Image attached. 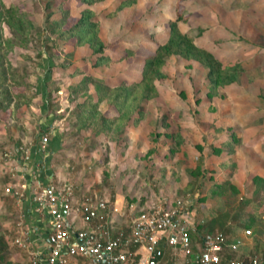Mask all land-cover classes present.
<instances>
[{
	"label": "rangeland",
	"instance_id": "1",
	"mask_svg": "<svg viewBox=\"0 0 264 264\" xmlns=\"http://www.w3.org/2000/svg\"><path fill=\"white\" fill-rule=\"evenodd\" d=\"M57 1L0 0V101L5 104L0 109V153L15 151L17 137L24 150L32 142L43 144L42 137H52L57 128L61 143L54 161L70 183L79 185V196L91 194L111 204L115 221L130 225L134 216L158 205L181 208L190 229L219 211L236 214L238 197L228 186L215 194L209 188L221 180L220 153L228 147L221 146L223 137L231 141L239 132L244 141L264 134V0H135L123 5L122 0H65L61 7ZM85 5L96 13L109 54L118 56L127 46L136 55L93 65L86 43L57 41L49 47L54 38L50 20H59L66 10L69 26ZM177 13L183 16L179 28L224 64L243 62L237 80L209 96L206 69L171 55L165 75L156 81L157 94L143 100L126 130L118 121L113 127L101 125L102 113H118L105 99L97 105L88 101L95 106L94 118H81L78 104L85 95L72 86L84 74L104 76L110 84L138 78L144 56L167 38L168 22ZM11 17L21 20L26 41L17 43ZM87 89L97 97L92 83Z\"/></svg>",
	"mask_w": 264,
	"mask_h": 264
},
{
	"label": "crops",
	"instance_id": "2",
	"mask_svg": "<svg viewBox=\"0 0 264 264\" xmlns=\"http://www.w3.org/2000/svg\"><path fill=\"white\" fill-rule=\"evenodd\" d=\"M52 117L50 112L47 118L52 120ZM52 132L53 136H46L43 144L32 142L26 150L19 146L17 137L15 151L8 148L3 154L0 153V264H35V261L45 264L52 217L41 195L48 184L61 187L71 181L62 172L63 166L54 161V154L60 148L61 135L57 128H52ZM239 135V132L236 133L231 141L228 135L221 140V146L228 147L220 153L223 154L220 178L228 180L238 189L237 218L231 221L226 235L221 264H227L230 258L248 261L253 257H258L264 264V134L258 132L244 141ZM9 137L11 140L15 138ZM254 176L259 177L258 181H253ZM78 186L73 184L75 201L82 197L77 194ZM6 187L10 190L6 191ZM117 202L118 198L114 201L116 211L119 209ZM240 202L244 203L243 211L239 208ZM108 206L104 228L111 235L120 230L128 231L130 225L111 218L112 205ZM66 219L72 231L87 225L96 227L99 223H85L76 211L70 212ZM241 222L243 225H240ZM246 229L250 233H246ZM191 237L193 250L197 252L200 240L196 241L194 234ZM236 239H240V243L236 249H231L229 245ZM165 251L167 259L174 260L178 256L177 264H197L192 256L185 263L180 249L174 251L166 246ZM67 264H92V259L70 255Z\"/></svg>",
	"mask_w": 264,
	"mask_h": 264
},
{
	"label": "trees",
	"instance_id": "3",
	"mask_svg": "<svg viewBox=\"0 0 264 264\" xmlns=\"http://www.w3.org/2000/svg\"><path fill=\"white\" fill-rule=\"evenodd\" d=\"M64 1L65 0H58L56 4L61 7ZM82 1L89 3L98 0ZM134 1L135 0H122L121 4H130ZM47 4L50 5V2ZM121 4L120 6H122ZM64 12V16L59 20H50L49 24L52 33H54V38H52L53 41L49 47H52L54 43L59 44L57 41H70L75 46L86 43L92 50L90 62H92L93 65L109 63L112 60H121L125 57L136 55V50L127 46L123 47L124 52L118 56H112V54L107 52L108 45L99 34V20L96 18L95 11L89 5L82 7L80 16L69 26H65L68 14L66 10ZM50 13L51 12L47 15V20L50 19ZM182 18V14L177 13L174 19L169 20V33L167 38L163 42L157 43L152 51L146 53L143 67L138 78L130 81L120 80L117 84H110L106 81L104 76L84 74L79 82L71 88L72 91L80 95H85V99L78 104L81 111L80 117L84 118L87 122L92 120L96 109L95 106L92 107L88 101L92 99L93 105H97V103L105 99L117 108L118 113L112 115L106 112L102 113L100 115L101 125L113 127L118 121V123H124L123 129L126 130L128 121L132 118L134 112H140L143 100L152 98L157 94L158 85L156 81L165 75L164 66L167 62L166 57L171 55H178L186 60L197 61L206 69V77L210 86L208 91L209 96L215 95L216 87L225 86L236 81L239 74L245 70L243 62L237 61L233 64H224L210 49L203 44L197 43L194 37L179 28L177 20ZM10 19L14 38L18 39L17 43H21L23 40L26 41L27 32L21 20H15L13 17ZM44 43L46 47L49 43L47 37ZM88 83H92L95 87V92L97 94L96 98H94L91 92H88ZM4 107L5 104L0 101V109ZM90 108L92 109L90 110ZM85 109H88L90 112L85 114L83 112ZM233 137L235 136L233 135ZM216 151L218 153L220 151L219 148H216ZM191 173L195 174L197 170L193 169ZM258 179V176L253 177L254 182L258 181ZM227 186L234 195H237L238 189L235 185L228 182V180H214L209 191L215 194L221 190H225ZM239 208L243 211L244 203L240 202ZM186 217L189 218L188 216ZM235 218H237V213L232 214L229 210L219 211L210 216L205 222L197 224L192 229L189 228V231L191 235H195L196 241L201 240L206 232L220 231L224 235H227L231 221ZM242 224L241 222L240 225ZM131 249H134V247L132 246Z\"/></svg>",
	"mask_w": 264,
	"mask_h": 264
},
{
	"label": "built area",
	"instance_id": "4",
	"mask_svg": "<svg viewBox=\"0 0 264 264\" xmlns=\"http://www.w3.org/2000/svg\"><path fill=\"white\" fill-rule=\"evenodd\" d=\"M47 140L46 135L42 137ZM10 189L6 187V191ZM73 184L65 183L61 187L48 184L41 198L52 217L48 235V254L45 264H67L70 255L90 257L92 264H177L166 258L165 247L183 252L184 262L190 256L197 264H221V251L226 244V235L222 232H206L197 252L193 250L189 228L181 219V208H164L160 205L133 217L128 231L120 230L110 234L104 228L109 206L106 200L95 195L84 194L79 200H73ZM177 203H181L177 200ZM76 211L81 219L89 224L98 221L96 227L87 225L72 231L67 224V216ZM100 228L101 230H99ZM250 233L249 229L245 230ZM240 239L230 243L236 249ZM134 249H131V247ZM39 262L35 261V264ZM227 264H261L258 257L248 261L230 258Z\"/></svg>",
	"mask_w": 264,
	"mask_h": 264
}]
</instances>
